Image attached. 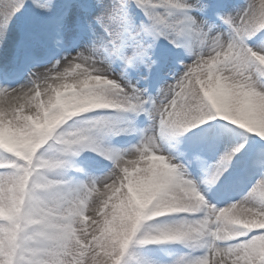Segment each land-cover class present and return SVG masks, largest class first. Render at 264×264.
I'll return each mask as SVG.
<instances>
[{"label": "snow or ice", "instance_id": "snow-or-ice-1", "mask_svg": "<svg viewBox=\"0 0 264 264\" xmlns=\"http://www.w3.org/2000/svg\"><path fill=\"white\" fill-rule=\"evenodd\" d=\"M0 264H264V0H0Z\"/></svg>", "mask_w": 264, "mask_h": 264}]
</instances>
